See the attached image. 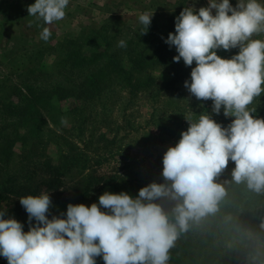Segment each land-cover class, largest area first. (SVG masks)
<instances>
[{"label":"rangeland","instance_id":"1","mask_svg":"<svg viewBox=\"0 0 264 264\" xmlns=\"http://www.w3.org/2000/svg\"><path fill=\"white\" fill-rule=\"evenodd\" d=\"M32 2L0 0V100L15 101L16 97L11 95L17 87L46 90L43 96H48L52 77L61 82L67 78L61 79L57 73L49 74L39 67L50 69L60 54L64 38L82 42L83 34L81 41L73 36L82 32L92 34L93 29L102 31L100 42L110 40L113 46H119L120 39L130 41L126 46L145 49V54L153 55L154 61L152 68L145 70L149 75L134 74L133 82L137 81L135 75L141 80L136 92L115 85L100 93L88 110L72 111L58 124L48 116L45 103L48 99L39 101L47 128L42 141L35 148L17 141L12 147L13 154H9L11 159L0 167V182L12 183L18 190L5 191L9 193L5 198L1 193L0 206L5 205L6 215H14L25 230L29 226L28 214L19 196L30 190H49L52 204L47 214L51 217L66 211L69 201L98 202L104 190H126L135 196L150 181H163L164 151L178 141L181 130L188 127L187 119H196L205 109L211 112L212 104L211 99L201 103L189 94L183 81L189 77L192 66L185 65L183 59L172 66L176 49L162 38L175 30L174 18L187 5V0H69L65 16L47 25L43 18L28 14L27 5ZM195 2L199 7L207 0ZM231 2L235 4L236 0ZM141 12L153 13L146 32L138 20ZM44 26L51 30L47 40L40 38ZM101 27L106 30L100 31ZM217 51L222 56H231L238 48ZM121 60L128 64L126 57L122 56ZM11 84L15 89L9 87ZM72 104L71 99L60 101L63 110H71ZM253 106L257 107L258 115L264 116V94L254 99ZM212 115L224 125L233 118L225 116L222 110ZM67 164L69 169L56 177L53 166L61 169ZM234 184L224 186L225 194L212 216L207 214L193 223L198 226V235L191 236L203 241L201 251L194 254L203 264H264V189L255 191L245 182ZM231 193L239 199L227 208L224 202ZM174 202L161 200L165 210H171ZM226 214L228 220L224 219ZM173 245H177V239ZM0 264H8L6 257L0 256ZM99 264H105L103 259Z\"/></svg>","mask_w":264,"mask_h":264},{"label":"clouds","instance_id":"2","mask_svg":"<svg viewBox=\"0 0 264 264\" xmlns=\"http://www.w3.org/2000/svg\"><path fill=\"white\" fill-rule=\"evenodd\" d=\"M68 4L33 0L27 11L47 25L63 18ZM152 14L138 15L143 32ZM174 19L175 30L162 38L175 47L174 61L192 66L184 86L201 103L211 99V112L187 119L188 127L163 153L164 180L150 181L135 196L104 190L98 202L69 201L66 211L50 217L49 190L28 192L19 196L27 230L0 206V256L8 264H96L97 256L105 264H168L179 233L217 210L225 188L216 177L230 159L232 180L264 189V116L253 106L264 94V0H207L199 7L187 0ZM50 36L44 26L40 38ZM221 48L238 51L222 56ZM221 110L233 117L226 125L212 115ZM162 199L175 201L170 211Z\"/></svg>","mask_w":264,"mask_h":264},{"label":"trees","instance_id":"3","mask_svg":"<svg viewBox=\"0 0 264 264\" xmlns=\"http://www.w3.org/2000/svg\"><path fill=\"white\" fill-rule=\"evenodd\" d=\"M102 29L106 30V27H101L100 31ZM92 32L95 33L86 35L82 32L76 37L73 36L76 40L81 41L80 38L83 34L85 38L82 39V42L74 41L72 38H64L60 45V54L57 55L58 57L50 69L39 67L49 74L57 73L61 79L67 78L61 82L54 81V77H52L48 82L49 88L47 89L50 91L48 96H43L46 90L34 91L30 87H17L16 93L11 95V97H16L15 101L12 98L8 101L3 98L0 100V167H4L11 159L10 156L14 152L12 147L17 141L23 145L28 144L29 148L32 146L35 148L37 143L42 141L41 137L46 134L47 129L44 128L45 119L41 112L43 106L39 102L43 98L48 99L45 103L49 108L47 112L51 122L58 124L68 115H71L72 111L81 113L88 110L90 103L98 98L100 93L114 88L115 85L120 87L124 85L129 87L130 93L136 92L141 85V80L135 75L137 81L133 82L134 74H150L145 70L146 68H152L154 59L153 55L145 54V49H135L134 45L113 46L110 40L106 41L104 39L100 42L98 37L102 35V31L99 32L93 29ZM103 35L105 36V34ZM129 43L130 41H127L126 44ZM122 56L126 57L128 64L121 60ZM175 63L176 61L172 62L171 65L175 66ZM111 75H113V78H110ZM115 75L122 78H116ZM42 85L41 82L39 88ZM9 87L15 89L12 84ZM67 99L73 100L74 104H72L71 110H63L60 106V101H69ZM100 107H103V104H100ZM48 130V132H54L53 129ZM33 138H36V140L32 141ZM69 167V164L64 165L61 169L56 165L53 166L55 176L65 173ZM232 167H234V161L230 159L227 167L216 177L217 181L223 180V186L229 184L235 186V181L231 179ZM13 185L12 183H1L0 194L2 193L5 198L9 195L5 191L17 192L18 190L13 188ZM30 192H35V190H30ZM237 195L239 196L238 193ZM238 199L237 196H234V193H231L226 196L224 205L230 208L233 202L238 201ZM220 203L221 200L218 201V206ZM209 214L212 216L214 212ZM228 218L226 214L224 219L228 220ZM215 220L216 216L213 218L212 226ZM195 222H190L189 228L180 232L176 238L177 245H172L169 248L168 264H203V262L196 260L197 254H194L196 250L200 252L203 246V241L191 236V234L198 235V226H193ZM202 253H205V248ZM101 259L102 256H97L96 264H99ZM189 260H191L190 263Z\"/></svg>","mask_w":264,"mask_h":264}]
</instances>
